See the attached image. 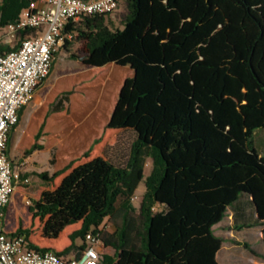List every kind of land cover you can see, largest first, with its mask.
<instances>
[{
  "label": "trees",
  "instance_id": "16d2710c",
  "mask_svg": "<svg viewBox=\"0 0 264 264\" xmlns=\"http://www.w3.org/2000/svg\"><path fill=\"white\" fill-rule=\"evenodd\" d=\"M30 1L1 0L0 27L15 22ZM111 15L84 16L65 33L83 45L85 65L113 57L135 70L133 95L128 79L104 127L132 130L135 139L122 165L104 156L89 159L102 135L55 173L65 174L61 188L36 203L42 237L56 240L81 223L57 254L79 255L84 243L77 239L93 231L114 250L101 264H219L224 240L214 228L230 217L234 231L260 227L264 247V154L255 146L256 135L264 134V0H125L120 27ZM34 36L26 31L21 37ZM180 73L187 92L175 85ZM72 94L62 92L50 104L27 156L43 149L48 118L68 111ZM82 158L89 160L76 165ZM149 159L137 208L132 200ZM116 217V229L100 230ZM17 235L30 240L31 231L20 226Z\"/></svg>",
  "mask_w": 264,
  "mask_h": 264
},
{
  "label": "rangeland",
  "instance_id": "374dc122",
  "mask_svg": "<svg viewBox=\"0 0 264 264\" xmlns=\"http://www.w3.org/2000/svg\"><path fill=\"white\" fill-rule=\"evenodd\" d=\"M1 2V0H0ZM125 13V0H120L118 9L111 15L115 19L113 25L120 27V19ZM6 33V28L0 27V36ZM83 45L73 39L67 51L64 46L59 48L54 57V70L44 84L36 91L30 103L25 107L23 117L15 131L11 159L18 165L19 161L28 159L25 174L30 178L28 185H19L12 198L7 224L10 227L15 222V230L20 225L22 229L31 231L30 242L39 248H49L55 252L62 251L70 242V234L81 227V223L67 228L58 239L47 240L42 237L44 221L35 216L38 212L36 203L44 204L53 193L61 188L65 174L54 177L55 173L63 169L73 158L81 157L89 147L93 136L102 140L92 151L90 158L104 156L117 165L124 164L130 153V147L135 139L132 130H117L109 127L119 93L126 81L129 95H133L137 82L136 72L127 63L116 58H108L105 62L94 66L83 63ZM168 69V68H167ZM164 79L171 82V75L164 72ZM175 85L187 92L189 83L184 74L174 77ZM73 90L70 102L66 104L68 111L52 114L39 143L43 149L27 156L26 151L34 143V137L42 123L50 104L65 91ZM130 96V97H131ZM255 143L258 154H264V135L256 137ZM89 159L82 158V163ZM152 169V161L147 160L145 178L140 183L132 200L139 208L145 193L146 177ZM45 174L42 178L40 175ZM120 218L105 220L102 227L108 230L116 229ZM230 220L214 228V233L223 238L224 243L218 254L220 264H264V247L261 242V228L244 231H234L230 227ZM105 230V233L108 232ZM84 240L77 239L82 245ZM113 255L112 248H106L104 255Z\"/></svg>",
  "mask_w": 264,
  "mask_h": 264
},
{
  "label": "built area",
  "instance_id": "2783aa9c",
  "mask_svg": "<svg viewBox=\"0 0 264 264\" xmlns=\"http://www.w3.org/2000/svg\"><path fill=\"white\" fill-rule=\"evenodd\" d=\"M120 0H31L18 19L7 25L0 37V264H101L104 250L100 234L89 231L77 256H61L55 251H37L26 235L13 236L4 228V210L17 187L28 185L24 168L28 159L14 167L9 156V138L43 80L52 70L55 54L66 41L70 22L95 14H113ZM26 31L34 37L22 38ZM7 47L8 49H5ZM101 231L108 230L100 227Z\"/></svg>",
  "mask_w": 264,
  "mask_h": 264
},
{
  "label": "crops",
  "instance_id": "0c3cea01",
  "mask_svg": "<svg viewBox=\"0 0 264 264\" xmlns=\"http://www.w3.org/2000/svg\"><path fill=\"white\" fill-rule=\"evenodd\" d=\"M113 20H115L114 18H113ZM1 37V36H0ZM5 49H8L7 47H4ZM23 117V116H22ZM17 129V128H16ZM16 129L14 130V132H13V136L15 135V131H16ZM261 133H258L257 135H256V137L257 136H259ZM262 135H264V134H262ZM256 137H255V139H256ZM95 138H97V136L95 135V136H93L92 138H91V142H90V144H89V147H90V145L92 144V142H93V140L95 139ZM255 146H256V148L258 149V147H257V145H256V143H255ZM88 147V148H89ZM87 148V149H88ZM86 149V150H87ZM85 151V150H84ZM83 151V152H84ZM11 154H12V152L10 151L9 152V156H10V159H11ZM34 154V153H33ZM79 158V157H78ZM71 160H74L73 158L71 159ZM70 160V161H71ZM11 161H12V163H13V165H14V167H17V166H19V164L21 163V161H19V163H18V165H16L14 162H13V160L11 159ZM69 161V162H70ZM30 167L31 166H26V168H25V170L27 171V170H29L30 169ZM11 203H12V200H11V202H10V204L5 208V210H4V228H5V230H6V232L8 233V234H10V235H13V233H15L16 231H17V229L20 227V225L18 226V228L16 229V231L15 232H13L14 230H15V222H14V224H12L10 227L8 226V224H7V218H8V214H9V211H11V213H12V215L14 216V214H13V212H12V210L10 209V205H11ZM229 219H230V217H229ZM228 219V220H229ZM244 231V230H243ZM79 245V244H78ZM222 249V248H221ZM219 254V253H218ZM217 260H218V263H219V259H218V255H217ZM220 264V263H219Z\"/></svg>",
  "mask_w": 264,
  "mask_h": 264
}]
</instances>
